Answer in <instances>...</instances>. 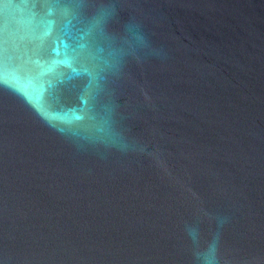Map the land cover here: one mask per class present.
Returning a JSON list of instances; mask_svg holds the SVG:
<instances>
[{
	"label": "water",
	"instance_id": "water-1",
	"mask_svg": "<svg viewBox=\"0 0 264 264\" xmlns=\"http://www.w3.org/2000/svg\"><path fill=\"white\" fill-rule=\"evenodd\" d=\"M264 264V0H0V264Z\"/></svg>",
	"mask_w": 264,
	"mask_h": 264
},
{
	"label": "clouds",
	"instance_id": "clouds-1",
	"mask_svg": "<svg viewBox=\"0 0 264 264\" xmlns=\"http://www.w3.org/2000/svg\"><path fill=\"white\" fill-rule=\"evenodd\" d=\"M210 253H211V256L210 257H208V256L205 257V264H215V256H214V253H215V245H213L211 247Z\"/></svg>",
	"mask_w": 264,
	"mask_h": 264
}]
</instances>
